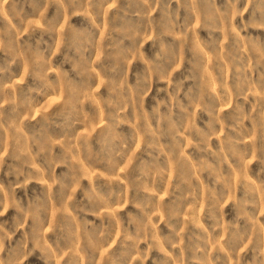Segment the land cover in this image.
Listing matches in <instances>:
<instances>
[{"label":"rangeland","instance_id":"rangeland-1","mask_svg":"<svg viewBox=\"0 0 264 264\" xmlns=\"http://www.w3.org/2000/svg\"><path fill=\"white\" fill-rule=\"evenodd\" d=\"M0 264H264V0H0Z\"/></svg>","mask_w":264,"mask_h":264}]
</instances>
